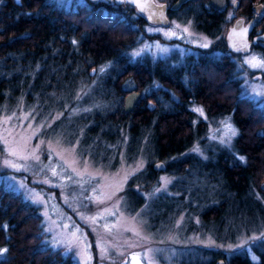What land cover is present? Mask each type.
I'll return each mask as SVG.
<instances>
[{
  "label": "trees",
  "instance_id": "16d2710c",
  "mask_svg": "<svg viewBox=\"0 0 264 264\" xmlns=\"http://www.w3.org/2000/svg\"><path fill=\"white\" fill-rule=\"evenodd\" d=\"M201 9L199 3L192 10L188 8L183 17L192 15L193 21L203 23L198 17ZM129 11L128 4L112 0H83L67 8L51 0H0V97L12 101L21 94L26 102L37 98L36 107L40 99L62 106L68 94L69 105L80 106V96L74 94L85 93L82 103L101 104V108L89 110L84 120L83 133L91 132L90 138L96 139L94 148L100 149L103 141L113 143L118 130H126L127 126L130 160L134 148L147 156L146 164L137 177H130V183L139 177L134 182L136 187L152 184L155 170L149 159L157 157L167 160L165 169L176 175L173 187L183 192L184 187L176 179L188 174L189 165L195 167L198 181L204 175L214 190L206 198H197V202L219 200L200 209L197 215L202 223L210 228L218 220L221 223L220 213L228 203L235 206L230 215L237 220L247 217L251 203L256 209L264 204V189L259 186L264 180V111L252 107L230 77L233 55L225 48L221 13L215 12L214 22L207 27L196 24L199 31L218 37L216 42L193 47L184 58L194 60L176 64V56L150 59L146 54L129 58L128 49L148 23L142 15L134 10L130 15ZM249 13V6L242 11L245 16ZM212 71L223 80L208 81L215 79ZM151 80L158 86L150 85ZM130 89L138 90L139 97L125 112L122 99ZM188 90L207 116L226 114L237 130L231 137V148L228 145L207 152L204 162H198L195 156H179L198 139L199 128H204L206 134L204 122L190 125L189 97L183 94ZM185 185L187 192L195 187ZM129 192L136 195L135 188H129ZM258 216L260 210L251 222L261 218ZM43 236L36 207L0 183V249L4 250L0 264H77L60 247L46 246ZM199 254H192L180 264H212L213 257L221 256L217 250L208 252L205 248ZM258 254L256 261L246 254H233L226 264H264V252Z\"/></svg>",
  "mask_w": 264,
  "mask_h": 264
},
{
  "label": "rangeland",
  "instance_id": "374dc122",
  "mask_svg": "<svg viewBox=\"0 0 264 264\" xmlns=\"http://www.w3.org/2000/svg\"><path fill=\"white\" fill-rule=\"evenodd\" d=\"M51 1L67 8L83 0ZM240 14L241 10L230 7L226 13L229 23ZM193 27L183 19H173L167 25L147 23L127 54L130 59L147 54L150 59L176 56L175 60H180L194 46L216 42L218 37L211 38ZM260 50L250 45L246 52L230 57V77L251 106L264 111V49ZM212 74L215 79L208 81L223 80ZM154 80L150 85L157 87ZM84 94H74L80 96V106H70L68 94L62 106L40 99L36 107L37 98L26 102L21 94L12 101L0 97V183L36 207L46 246L60 247L77 264H180L192 254L198 256L206 245L215 247L224 262L237 253L257 260L259 251L264 252V204L256 209L251 203L249 215L237 220L230 215L234 204L228 203L220 213L222 222L218 220L210 228L197 214L219 200L197 202L214 190L204 175L198 181L195 167L186 166L188 174L176 179L183 192L173 187L176 175L164 168H156L148 187H136L139 177L128 187L130 177L141 171L147 156L134 148L130 160L127 126L118 130L113 143L103 141L100 149L94 148L96 139L90 138L91 132L83 133L84 120L89 110L99 109L101 104L82 103ZM188 100L191 127L204 122L206 134L199 128L198 139L179 156H195L204 162L207 152L227 148L237 130L228 115L209 117L192 97ZM185 183L195 187L187 192ZM262 184L264 180L259 183L264 189ZM127 187L135 188L136 195L126 194ZM256 210L261 218L251 222Z\"/></svg>",
  "mask_w": 264,
  "mask_h": 264
},
{
  "label": "water",
  "instance_id": "95a60500",
  "mask_svg": "<svg viewBox=\"0 0 264 264\" xmlns=\"http://www.w3.org/2000/svg\"><path fill=\"white\" fill-rule=\"evenodd\" d=\"M116 3L128 2L136 6L137 10L146 16L149 20L159 22L162 24L168 23V18L165 15L166 5L164 3H157L153 0H114ZM184 0H176L172 7L177 6L179 3ZM209 5L222 10L224 6L223 0H208ZM255 11L258 13L261 10H264L262 4H257L254 6ZM259 15L248 18L245 22L243 17L235 18L230 25L227 26V29L224 33V40L226 46L233 52H245L249 48V43L255 40V37L248 39V34L255 24L256 18ZM256 37L264 39V24L262 33L256 35ZM263 43V42H262ZM139 92L135 89H132L125 93L123 97V110L125 112L131 110L137 101ZM153 168H163L164 162L162 160H156L152 163ZM264 188V184L261 185Z\"/></svg>",
  "mask_w": 264,
  "mask_h": 264
},
{
  "label": "flooded vegetation",
  "instance_id": "af4514ba",
  "mask_svg": "<svg viewBox=\"0 0 264 264\" xmlns=\"http://www.w3.org/2000/svg\"><path fill=\"white\" fill-rule=\"evenodd\" d=\"M158 2L164 3L166 5L165 8V15L168 18V21L171 22V20L176 19V20H185V21H190L191 23H193V25L196 28V24H199L201 26H209L211 25L212 22H214V16L217 13H221L219 16L222 18L223 23L222 24H229L227 23V21L229 20L226 16V13L228 10H230V7H232V9L235 11V9H239L242 11H244V9L248 6L250 7V13L249 15L245 16L243 14H240L239 16H244L245 18L247 17H251L254 14V10H253V4L258 3L260 0H223L224 1V6L222 10L216 9L213 6H210L208 4V0H205V4L203 3V0H184L183 2L179 3L177 6L172 7V4H174L176 2V0H156ZM201 3V12H199L198 17H201L202 22L200 21H193V17L191 16H185L183 17V14L185 15L186 10L189 9H193V7H198V4ZM134 8L132 7V5H130V15H132L134 13ZM232 11V10H231ZM216 12V14H214ZM264 18V16H263ZM262 19H260L259 21H256L254 24L253 29L251 30V32L249 33V38H252L255 34H257L258 32H260L261 30V25H262ZM234 19V18H233ZM156 24V23H154ZM169 24V22H168ZM167 25V24H166ZM226 25V26H227ZM197 29V28H196ZM204 34H208L206 33V31H203ZM255 47H262L264 49V46H260L257 41L252 44ZM194 60V59H193ZM192 59H187V58H183L180 60H173L176 62V64H180V63H186V62H192ZM184 95H186L187 97H192V94L190 93V90H188L187 92L185 91L183 93ZM129 185H130V180H129Z\"/></svg>",
  "mask_w": 264,
  "mask_h": 264
},
{
  "label": "snow or ice",
  "instance_id": "6c2138e0",
  "mask_svg": "<svg viewBox=\"0 0 264 264\" xmlns=\"http://www.w3.org/2000/svg\"><path fill=\"white\" fill-rule=\"evenodd\" d=\"M243 159V158H242ZM2 251H4V250H0V252H2Z\"/></svg>",
  "mask_w": 264,
  "mask_h": 264
}]
</instances>
